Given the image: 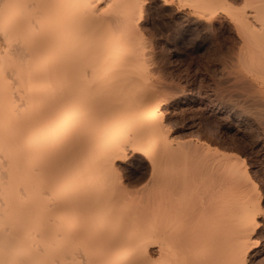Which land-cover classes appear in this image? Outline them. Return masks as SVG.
Listing matches in <instances>:
<instances>
[{
    "label": "bare ground",
    "instance_id": "obj_1",
    "mask_svg": "<svg viewBox=\"0 0 264 264\" xmlns=\"http://www.w3.org/2000/svg\"><path fill=\"white\" fill-rule=\"evenodd\" d=\"M145 1L0 0V264H252L264 254L251 249L264 225L255 170L238 153L171 139L167 99L141 59ZM188 1L206 16L214 0ZM256 3L235 19L252 92L225 108L264 143ZM128 158L160 175L129 192L116 177ZM187 232L200 243H177Z\"/></svg>",
    "mask_w": 264,
    "mask_h": 264
},
{
    "label": "rangeland",
    "instance_id": "obj_2",
    "mask_svg": "<svg viewBox=\"0 0 264 264\" xmlns=\"http://www.w3.org/2000/svg\"><path fill=\"white\" fill-rule=\"evenodd\" d=\"M256 1L214 0L208 15L203 16L199 5L188 0H146L140 19L145 53L141 59L146 62L151 83L167 99L162 118L168 122L174 143L201 140L240 154L249 168L255 170L260 191L264 193V143L260 141V133L252 126L246 130L234 125V110L225 108L229 102L227 98L252 92L240 68L242 37L235 19L237 15L254 12ZM145 166L131 158L119 163L116 177L122 188L136 192L151 178L160 175V171L151 173ZM151 208L158 222L162 207L155 200ZM155 240L163 239L157 235ZM176 242L198 245L200 239L197 232H187ZM262 246L264 225L256 230L251 249ZM260 257L253 258L252 264H264V258Z\"/></svg>",
    "mask_w": 264,
    "mask_h": 264
}]
</instances>
